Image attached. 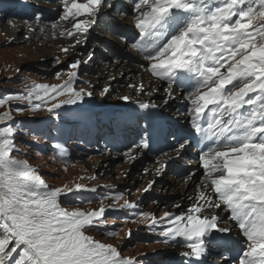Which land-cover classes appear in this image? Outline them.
<instances>
[{
  "label": "snow or ice",
  "instance_id": "snow-or-ice-1",
  "mask_svg": "<svg viewBox=\"0 0 264 264\" xmlns=\"http://www.w3.org/2000/svg\"><path fill=\"white\" fill-rule=\"evenodd\" d=\"M57 2L63 5L58 19L73 21L69 37L79 33L86 38L110 6L107 0ZM121 14L134 22L131 47L148 62L142 67L165 84L163 102L183 93L190 132L172 150L179 154L194 141L199 146L197 163L203 172L197 195L188 197L192 203L187 207L175 205L180 212L161 217L138 211V204L130 201L121 209L102 204L90 211H69L65 204L72 202L62 197L97 189L83 184L75 189L50 186L27 160L17 159V132L9 109L0 115V264H143L87 234L107 224L109 208L131 213L132 222L137 217L151 220L149 230L161 237L157 242L187 249L180 254L183 264H207L218 239L234 240L238 246L235 257H224L228 264H264V0H132ZM56 27L54 22L52 28ZM80 64L70 63L77 71H69L63 84L33 83L22 96L0 98V107L22 100L28 108H16L18 113L47 111L59 118L60 109L93 95L74 87ZM139 90L143 92L142 85ZM108 92L105 88L102 95ZM120 99L131 101L129 96ZM155 107L138 103L145 112ZM54 147L59 157L68 155L64 145ZM136 147L150 145L145 139ZM108 198L119 201L123 194L110 191L101 203ZM219 212L228 213L243 239L230 235L232 228L222 226L226 221ZM108 234L117 236L118 231Z\"/></svg>",
  "mask_w": 264,
  "mask_h": 264
},
{
  "label": "rangeland",
  "instance_id": "rangeland-1",
  "mask_svg": "<svg viewBox=\"0 0 264 264\" xmlns=\"http://www.w3.org/2000/svg\"><path fill=\"white\" fill-rule=\"evenodd\" d=\"M29 3V0H0V23L7 18L39 23L34 18L36 7L32 9ZM58 3L55 5L63 6L62 3ZM112 16L108 9L107 11L103 9L96 24L86 34V38L84 35L79 38L80 43L58 47L46 56L33 53L34 47L27 48L25 43H4L5 38L0 34V98H7L9 95L22 96L33 83L63 84L68 79L69 71H77L69 67L75 60L81 61V64L74 87L76 90L84 89L93 94L86 97L83 103L60 109L59 118L50 117L47 111L28 110L18 113L15 109L28 108L27 103L22 100L8 101L4 107H0V115L9 109L12 110L18 150L13 154L17 159L27 160L50 186L61 188L67 186L75 189L76 184H83L97 189L96 193L73 191L62 197L65 201L72 202L71 205L65 204L69 211L76 207L90 211L99 209L102 204L121 209L126 201H130L138 204V211L153 213L157 217L163 216L166 212L178 213L181 209L175 205L187 207L192 203L188 197L197 195L199 177L196 179L187 176L179 180L172 176L171 170L166 172L163 168L158 172L168 156L164 160L148 156V160L141 152L138 155L139 151L136 148L116 149L108 139H101L104 131L107 133L121 121L138 113L141 116L145 114L138 108L140 101L132 95L134 89L137 93L140 86H143V97L147 99L143 103L160 106L165 100L163 97L165 93L158 92L164 91L160 89V85L157 86L159 88L154 84L149 85L154 87L153 92L146 91L144 84L154 79L146 71L139 70V65L129 61L126 57V47L123 48L115 35L103 28L101 23L110 18L112 20ZM59 21L57 17L50 22H41V26L54 22L58 24ZM37 36L41 37L42 33L39 32ZM20 37L25 39V34H21ZM109 47L113 48L109 50ZM65 48L68 49L67 52L63 51ZM114 48L118 49L121 55L118 59H113L111 54ZM106 67L115 69V73L109 72ZM58 73L61 74L59 78ZM140 76H144L143 82ZM130 85L137 87L133 88ZM105 88H108L109 92L102 95ZM122 96L131 97V101H123L120 99ZM67 98L65 96L59 99ZM170 106L172 105L169 104ZM142 118L139 117L138 121ZM57 144L66 147L68 155L65 158L56 154L57 149L54 146ZM129 155L135 159H130ZM149 184H152V187L145 192ZM110 191L122 193L123 198L119 201L108 198L101 203L100 198ZM219 214L221 219L227 222L223 226L230 227L226 214L223 212ZM106 218V225H99L96 230L89 229L87 234L100 243L114 245L124 257L139 259L143 264H183L184 258L180 254L187 249L157 242L161 237L158 231L149 230L151 220L145 221L144 218L137 217L135 222H132L131 213L111 208L106 212ZM113 229L118 231L117 236L108 234ZM129 230L131 237L128 235Z\"/></svg>",
  "mask_w": 264,
  "mask_h": 264
},
{
  "label": "bare ground",
  "instance_id": "bare-ground-1",
  "mask_svg": "<svg viewBox=\"0 0 264 264\" xmlns=\"http://www.w3.org/2000/svg\"><path fill=\"white\" fill-rule=\"evenodd\" d=\"M32 6H33V2L31 4V7ZM79 19L83 20L84 17H80ZM41 24H42L41 22L30 23L27 21L11 20L7 18V19H3L2 23H0V34L5 38L4 43L6 42L16 43V44L25 43L27 48H31L33 46L35 49L34 50L35 52L33 53L39 54L41 56L48 55L50 52H53L54 50L58 49V47L59 48L65 46L69 47L70 45L76 43L77 38H80L82 36L79 33L71 37L67 36L66 33L72 30L73 21L71 19L67 21L60 20L55 29L52 28L51 23L45 24L44 26H41ZM127 24H129V21L127 22ZM39 32L42 33L41 37L37 36ZM61 33H64V35H61ZM21 34H25V39H22L20 37ZM106 69L109 72L112 71L113 73H115L116 71L115 69H110L109 67H106ZM144 76L142 77L140 76L142 82L145 80ZM152 84H154L156 87L158 85H161L160 83L155 82L154 80L152 82L148 81L146 84H144L146 85L144 86L146 91L148 90L150 92H153L154 87L149 86ZM132 95L133 97L135 96V99L137 101L143 102L147 100L146 98L143 97L144 90L143 92L139 91L136 93L134 89ZM126 132L128 133L129 129H126Z\"/></svg>",
  "mask_w": 264,
  "mask_h": 264
}]
</instances>
